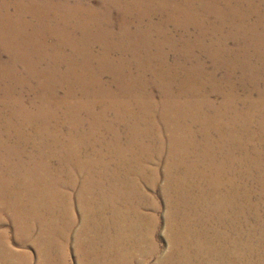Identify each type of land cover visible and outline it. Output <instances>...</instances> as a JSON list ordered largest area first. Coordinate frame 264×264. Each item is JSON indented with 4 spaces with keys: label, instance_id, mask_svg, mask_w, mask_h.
<instances>
[{
    "label": "bare ground",
    "instance_id": "1",
    "mask_svg": "<svg viewBox=\"0 0 264 264\" xmlns=\"http://www.w3.org/2000/svg\"><path fill=\"white\" fill-rule=\"evenodd\" d=\"M0 48L28 71V101L0 87V217L23 243L59 251L78 200L83 264L154 254L165 154L159 264H264V0H0Z\"/></svg>",
    "mask_w": 264,
    "mask_h": 264
},
{
    "label": "rangeland",
    "instance_id": "2",
    "mask_svg": "<svg viewBox=\"0 0 264 264\" xmlns=\"http://www.w3.org/2000/svg\"><path fill=\"white\" fill-rule=\"evenodd\" d=\"M91 3L94 6H100L101 0H91ZM8 6H9V4L6 5V7L3 8V12L10 11V8ZM101 10L102 11H106V9L104 7L101 8ZM11 11H13V9H11ZM118 14H120L121 16H123L125 18L124 22L126 20H128V18L122 12H120L118 10H116V11L113 10L112 11V15H113V18H114L115 21L118 20V17H119ZM27 17L30 19L31 18V14L27 13ZM2 20H4V15L3 14H2ZM33 20H34V18H33ZM130 20H134V18H130ZM124 22H123V24H118L121 27V30L123 28ZM69 23L73 24L75 27H77L79 25L78 22H77V19H75V18L71 19L69 21ZM114 25H115V22L113 21V24H111V26H114ZM115 30L116 31H120V28H117ZM41 41H49L48 40V31H46L44 36H42ZM125 41H128V40H125ZM10 57H12V55H11V53H8V49L0 48V87H3L5 89H7V91H9V90L14 91L15 96H16V99H14V100H16V103H18V99L19 98H20V102H22L24 99H26L28 101L29 96L28 95L24 96V90L22 91V89L20 88V83L24 82V80L22 79V75L25 74L26 72H28V71H25L26 64H23V62H17L16 65H14V66H8V64L11 63V58ZM41 62L43 63L42 64L43 66L41 65V67L44 68V65H46V62H44L43 60ZM4 66H6V67H4ZM14 87H16V88H14ZM155 93H156V99L160 100L158 89L155 90ZM4 126H5V124H4ZM4 135H5L4 133L0 132V136H4ZM165 156H166L165 154L162 156L161 162H159L158 164H154V166H158L159 171H160L159 172V176L157 178L158 182L155 183V186L153 187V185H148L146 183H144V185H143L144 189L146 190V192L148 194L150 193L149 194V196H150L149 198H153L154 201L156 200L155 202L157 203V205L159 204L158 205L159 206L158 207L159 210H158L157 217H156L157 221H156V224H155V227H156L155 230L156 231L152 235V237H151L152 240L150 239L149 240V244H148V247H149L151 244H154V242H158V243L154 244V245H157V246H155V250H154L155 253L151 254V255H146L147 257L146 256L140 257V258L139 257L138 258L135 257V258L132 259V261L129 264H131V263L132 264H156V263L159 264L160 261L162 259H165L167 256H169L170 252L172 251V249H171L172 248V242H169L171 239H170V236L168 235L169 231H170V226L168 225V222H166L167 216H168V213H166V212L169 211V209H168V207H167V205L165 203L166 202V198H164V195H162L163 194L162 193V186L164 184V178H163L162 172H163V170H164V168L166 166L165 163H166V160H167V157L165 158ZM161 165H162V167H161ZM77 188H79V186ZM154 188L155 189L157 188V189L155 190ZM70 193H74V191L70 190ZM156 195H159V196H156ZM79 210H80V207H79L78 200H75L74 201V213H73V215H74V217H76L78 219V221H79L78 225L76 226L75 229L74 228L69 229L68 230L69 232L67 231L65 234H63L62 237H60V242H61V239H62V243H60V246H59L60 250L59 251H56L55 248H48V252L46 253L45 251H43V254L41 253V249H40L42 247V245L39 246L38 244H36V242H34V240L32 241V237L34 239L39 237V239L42 242L44 241V243L47 244V242L45 240H43V238H42V236L40 234L41 233L40 230L38 231V230L35 229L36 232L34 231V232H32L29 235L28 242L27 243H23V240L25 238H24V236L22 237V235H19L18 231L16 230V226L15 225H14L15 227L13 226V224H15V222H14V220H11V219H13L12 215L10 214V216H9V215H6V214H2V216H1L2 218L1 217L0 218L2 219L3 222H2V227L0 228V230L1 231H3L4 229L6 230V231L5 230L3 231L5 233H3V232L2 233L4 234V237L7 239L8 246L9 245L10 246H9L8 254L7 255L3 254V257H0V260H1L0 264H3V263L4 264H6V263L7 264H48V263L49 264H52V263L53 264H57V262L54 259H52V261H53L52 263H50L49 261L47 263L46 259H47L48 255H49L50 259L53 256L56 257V260L57 259L59 260V258L61 256H63V257H65L66 262L68 261L66 264H83L82 261H80V260H82V257H80V255L76 251L77 240H78V238L80 239V236L77 233H78V229H79V227L81 225L80 220L82 218ZM147 211L152 213L149 210H147ZM262 211H263V213H262ZM260 215L264 216V208H262V210H260ZM164 216H166V217H164ZM104 220L109 221V222L111 221L110 218H107V219H104ZM73 232L76 233V234H74ZM19 236L22 237V238L20 239ZM77 236H79V237H77ZM73 238H74V240H73ZM154 238H156V241H155ZM103 244H105V243L104 242L103 243L102 242L99 243L100 246H98V247H102L100 249H103V246H104ZM74 246H75V248H74ZM14 252H15L16 255L14 254ZM63 253H65V254H63ZM55 254H56V256H55ZM18 257H20V258H18ZM66 257H68V258H66ZM100 264H105V261H102Z\"/></svg>",
    "mask_w": 264,
    "mask_h": 264
}]
</instances>
